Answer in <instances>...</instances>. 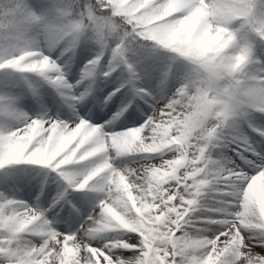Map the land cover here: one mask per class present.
<instances>
[{
    "label": "snow or ice",
    "instance_id": "snow-or-ice-1",
    "mask_svg": "<svg viewBox=\"0 0 264 264\" xmlns=\"http://www.w3.org/2000/svg\"><path fill=\"white\" fill-rule=\"evenodd\" d=\"M3 70L0 264H264V0H0Z\"/></svg>",
    "mask_w": 264,
    "mask_h": 264
},
{
    "label": "rangeland",
    "instance_id": "rangeland-1",
    "mask_svg": "<svg viewBox=\"0 0 264 264\" xmlns=\"http://www.w3.org/2000/svg\"><path fill=\"white\" fill-rule=\"evenodd\" d=\"M76 60H78V62H73V64L71 65V69H69V72H73L74 70L78 71L79 65L83 63V59L80 58L79 51L77 52ZM5 76L6 70L0 71V82L5 79ZM40 92L46 98V101H48L45 104L48 115H58L61 119H65L66 116H70L68 108L61 102L60 98L56 95L53 89L45 85L40 89ZM52 101H54L55 103H52ZM29 102L30 101H26L21 104V107L25 112L33 114L34 112L39 111V108L35 104L32 105V109L30 111L27 107V103ZM76 107L77 111L81 115H83L84 112L88 111L87 105H77ZM114 110L115 108L113 107V111ZM108 115H111V113H108ZM106 119L107 116L101 115L99 119H94L92 121L90 120V122L97 123L101 122V120ZM138 122L139 121H137V123ZM130 126H132V122H126L121 125L113 124V130L120 131ZM256 139H259V137H256ZM122 162L126 163L127 161H121L120 158H117V160L114 161L113 164L119 166V164ZM84 163L85 162H81L77 165L72 166L71 168H66V170L77 171L83 166ZM43 179H53L58 183L55 177V173L42 165H31L25 163L9 164L4 168H0V193H5L7 196L15 200H27L30 202L31 197L28 195L29 188L31 189V194L35 195V191L39 188L41 180ZM56 191L57 188H54L53 190H51V193L47 194V192H44L42 194L40 199V204L42 207H47L48 201L52 198L53 194ZM84 193L89 197L90 200L96 195L95 193L88 191L87 186L84 190ZM45 215L47 216L48 214L45 213ZM48 218L51 219V217Z\"/></svg>",
    "mask_w": 264,
    "mask_h": 264
},
{
    "label": "bare ground",
    "instance_id": "bare-ground-1",
    "mask_svg": "<svg viewBox=\"0 0 264 264\" xmlns=\"http://www.w3.org/2000/svg\"><path fill=\"white\" fill-rule=\"evenodd\" d=\"M89 101L85 100L83 101L80 106H84V105H88ZM98 111V110H97ZM97 119L94 115L91 118V121ZM123 122V123H122ZM127 122V121H126ZM125 121H123V118L118 119L117 121H115L113 124H124L126 123ZM100 122H97L96 124H99ZM27 178V177H25ZM44 183V192H47V194L51 193V190H53L54 188H57V182L54 181L53 179H47V180H41Z\"/></svg>",
    "mask_w": 264,
    "mask_h": 264
}]
</instances>
